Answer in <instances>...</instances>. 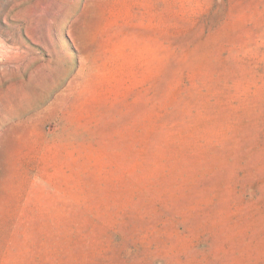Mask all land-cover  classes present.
Listing matches in <instances>:
<instances>
[{"label":"rangeland","instance_id":"1","mask_svg":"<svg viewBox=\"0 0 264 264\" xmlns=\"http://www.w3.org/2000/svg\"><path fill=\"white\" fill-rule=\"evenodd\" d=\"M0 264H264V0H0Z\"/></svg>","mask_w":264,"mask_h":264}]
</instances>
